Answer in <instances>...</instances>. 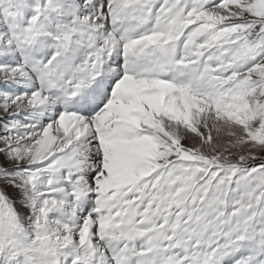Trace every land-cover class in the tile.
Wrapping results in <instances>:
<instances>
[{
  "label": "snow or ice",
  "instance_id": "obj_1",
  "mask_svg": "<svg viewBox=\"0 0 264 264\" xmlns=\"http://www.w3.org/2000/svg\"><path fill=\"white\" fill-rule=\"evenodd\" d=\"M0 264H264V0H0Z\"/></svg>",
  "mask_w": 264,
  "mask_h": 264
}]
</instances>
